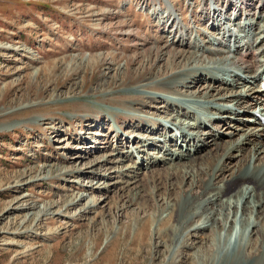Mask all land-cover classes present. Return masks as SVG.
I'll return each mask as SVG.
<instances>
[{"label":"rangeland","instance_id":"1","mask_svg":"<svg viewBox=\"0 0 264 264\" xmlns=\"http://www.w3.org/2000/svg\"><path fill=\"white\" fill-rule=\"evenodd\" d=\"M174 2L180 19L206 27L202 0H0V264H241L250 260L248 252L264 264L254 240V248L223 257L221 229L173 243L163 207L176 203L183 216L184 190L192 182L173 187L145 180L138 191L139 183L120 182L139 175L138 169L116 164L108 171L111 165L101 162L135 136L164 143L163 129L174 135L192 131L180 123L194 120L178 117L168 108L171 101L197 111V120L220 131L217 140L232 138L225 131L238 130V137L258 125L252 116L262 115L259 98L248 111L235 101L193 99L196 88L181 95V82L196 81L189 74L159 89L171 75L168 67L178 71L185 62L165 49L167 37L148 11ZM195 75L202 89L205 76ZM229 82V91L244 89ZM221 103L223 111L232 107L237 113L224 121L214 109ZM235 162L216 181L229 178ZM105 172L111 175L106 182L118 183L106 194L93 180Z\"/></svg>","mask_w":264,"mask_h":264},{"label":"bare ground","instance_id":"2","mask_svg":"<svg viewBox=\"0 0 264 264\" xmlns=\"http://www.w3.org/2000/svg\"><path fill=\"white\" fill-rule=\"evenodd\" d=\"M202 1L203 4L201 2L199 4V7L203 9L202 22H206L205 17L209 19L204 29H201L198 24L192 26L185 22V18L180 19L181 10L176 7V2L172 3L171 8L153 9L151 7L148 11L155 16L157 22L155 26L161 27L167 37L165 49H169V54L176 53L183 57L185 62L178 71L174 69L173 71L171 66L168 67L171 75L160 82L159 89L165 90L178 77L189 74L196 81L181 82V89L177 90L181 95L196 88L191 91L193 99L202 95L203 98L207 97L219 103L235 101L236 104H244V109L248 111H251L258 103L256 101L258 98L264 105V93H261L264 92V0ZM199 7L196 12L199 13L198 18L200 17ZM230 11H232L231 15L228 13ZM199 70L205 76L203 81L205 86L202 89V81L195 75L200 72ZM229 80H232L233 86H242L244 89L229 91ZM152 89H155L154 86ZM202 90H205V93ZM184 104L185 102L174 104L171 101L168 108L171 107L170 110L176 112L178 117L193 119L194 122L189 120L187 123H180L187 125L189 130L193 129L192 131L186 133L183 130L181 134L174 135L170 134L171 129H163L159 134H167L165 136L167 142L164 143L147 142L146 139L135 136L134 141L129 140L128 145L120 142L114 148L115 153L101 162L111 165L108 171L114 169L113 165L116 164L122 165L121 168H126L127 171L133 168L138 169L139 175L128 174L126 179L123 178L120 181L126 184L139 183L138 191L142 188L144 190L147 186L144 183L145 180L158 185L166 181L173 187L184 181L192 182L189 183L190 188L184 190L186 200L183 216L176 213V203L171 202L163 207L168 212L163 224L171 223L172 233L176 236L173 238V243L174 240L178 242L180 238L189 234L195 236L200 233L201 238L208 230L216 232L221 229L218 248L223 257L234 256L236 252L241 249L245 251L247 247L254 248L253 240L257 251L264 252L263 118L254 114L252 117H255L259 126L253 125L254 128L248 126V129H245L238 137H234L239 134L238 130V132L236 130L223 132L232 136L225 142L221 139L217 140L220 131L214 132L201 118L196 119L197 111L185 110L188 106L180 109V106ZM231 108L223 111L221 103L214 109L226 121L237 113V110ZM261 113L264 116V109ZM226 125L230 127L227 123L222 127ZM246 125L245 122L244 126ZM220 126L221 124H217V128ZM240 129L242 130L243 127ZM160 140V138L154 139V141ZM132 143L136 145H131ZM183 143H186L187 148H184ZM89 146L94 148L92 144ZM133 148L139 152V159L132 151ZM221 148L223 150L219 154ZM245 150L249 151L248 154ZM142 160H148L149 164L147 166L142 164ZM235 160L231 176L216 181ZM96 165L93 164L92 168ZM163 167L165 169H162ZM156 170H164L165 173L159 174L161 177H158ZM94 173L95 170L89 171V174ZM100 174L99 178H93V180L98 179L96 184H100L98 186L100 191L106 194L118 185V183L106 182V178L111 177L107 172ZM100 180L105 182L100 183ZM236 183L239 185L236 186ZM234 224H241V228H235L228 236L230 234L228 231ZM257 256V253L253 256L251 252H248L250 260L245 259L241 264H256Z\"/></svg>","mask_w":264,"mask_h":264}]
</instances>
